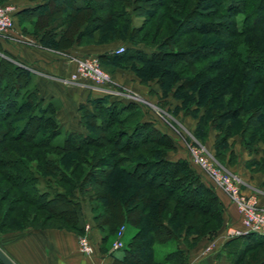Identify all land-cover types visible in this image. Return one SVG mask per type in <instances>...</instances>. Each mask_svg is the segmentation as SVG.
Returning <instances> with one entry per match:
<instances>
[{"label":"trees","instance_id":"16d2710c","mask_svg":"<svg viewBox=\"0 0 264 264\" xmlns=\"http://www.w3.org/2000/svg\"><path fill=\"white\" fill-rule=\"evenodd\" d=\"M32 15V33L51 48L120 41L122 51L97 55L101 65L109 72L128 67L144 84L155 81L160 96L179 101L172 114L195 119L200 142L214 129L213 155L222 164L234 161L231 137L247 149L264 143V0H42L22 9V16ZM55 21L60 31L50 26ZM89 100L91 108L78 106L84 130H64L57 101H44L32 72L0 48V185L44 209L41 226L80 233L85 215L103 240L121 223L134 226L114 264H188L178 246L157 259L156 245L212 237L223 203L187 158L169 157L175 141L143 117L140 102L109 93ZM255 163L264 168V149ZM46 173L40 188L36 177ZM85 200L89 215L80 207ZM3 201L0 233L13 220ZM241 236L234 264L263 262L264 234Z\"/></svg>","mask_w":264,"mask_h":264},{"label":"crops","instance_id":"0c3cea01","mask_svg":"<svg viewBox=\"0 0 264 264\" xmlns=\"http://www.w3.org/2000/svg\"><path fill=\"white\" fill-rule=\"evenodd\" d=\"M3 1L13 4L15 13L12 26L6 32L0 34V48L8 56L32 72V83L36 87L38 95L44 101L49 98H54L57 101L55 116L64 130L83 131L84 127L79 123L78 106L81 104L86 108H91L89 98L107 94L105 92L109 88L108 86H116L121 90H127V92H124L116 89V92L115 90L110 92L111 94L115 93L111 97L128 101L133 100L131 98L137 96L138 99L143 100L145 103H150L148 100L151 94L148 92L152 88L151 82L149 84L141 83L139 77L128 67H115L110 72L111 81L108 86L106 84H95L91 80L69 78L70 73L75 69L77 58L89 54L100 55L102 53L115 52V49L120 45V41L86 44L72 43L61 49L51 48L39 41L38 34L32 33V21L35 16H22V9L40 3L42 0ZM56 23L57 21L52 22L50 26H53L55 31H60L61 26L56 25ZM157 88V91H160L159 87ZM110 89L114 88L111 87ZM156 92L155 90L152 92L154 96H156ZM144 97H148V100ZM157 100L160 99L158 98ZM178 102V100L172 101L171 106L169 105V109L165 113L179 119L180 125L190 133L194 127L195 119L190 115H184L182 111H179L176 115L171 112ZM153 105L158 107L156 104ZM158 108L161 109L160 107ZM165 120V128H159L167 132L176 144V148L169 151V157L174 159L179 157L187 158L200 174L201 179L213 187L223 203V224L220 232L224 233L227 226L240 225L241 213L236 204L197 163L190 159L185 144L186 139L183 136H177L174 133L173 124L169 120ZM214 135L215 130L209 129L208 136L205 142L202 143L212 154L214 152ZM230 140L233 141L232 148L236 158L233 162L224 163V167L239 177L241 188L245 193H254L258 202L264 204V168H256L255 163L263 155L262 146L258 145L255 149L248 150L240 144L237 136H233ZM135 230V227L129 228L128 225L125 226L124 234L127 231L129 232L125 234L124 244L130 239ZM78 234L77 232L57 227L22 231V264H114L115 259H120L123 255L121 248H111L114 233L103 240V233L100 228L92 225L89 235L94 250L91 254H85L78 250ZM228 241L223 240V243L220 246L216 245L215 250L210 253H204L205 240L203 239L189 245L182 238H179L177 242L169 241L171 242L169 245L173 246V248L178 246L184 249L188 257V264H232L237 248L240 249L244 244L245 237L239 236ZM12 259L16 262L14 258Z\"/></svg>","mask_w":264,"mask_h":264},{"label":"built area","instance_id":"2783aa9c","mask_svg":"<svg viewBox=\"0 0 264 264\" xmlns=\"http://www.w3.org/2000/svg\"><path fill=\"white\" fill-rule=\"evenodd\" d=\"M14 5L9 2L0 3V34L6 32L13 21ZM124 49V45H119L115 52ZM74 80H91L95 84H109L111 76L100 63L97 56L85 55L76 59L75 70L69 75ZM112 91V89H106ZM191 159L197 163L212 179V181L221 187L236 204L241 213V224L237 226H228L226 237L245 235L249 232L264 234V204H260L254 193H245L241 188L239 177L227 170L214 157V155L201 144L188 145ZM124 225L116 231L112 241L111 248L118 249L124 245ZM91 223L84 215L82 223V232L77 236L78 250L85 254H91L94 250L89 230ZM217 240L209 243L208 249L214 247ZM212 249V248H211Z\"/></svg>","mask_w":264,"mask_h":264},{"label":"rangeland","instance_id":"374dc122","mask_svg":"<svg viewBox=\"0 0 264 264\" xmlns=\"http://www.w3.org/2000/svg\"><path fill=\"white\" fill-rule=\"evenodd\" d=\"M145 48V47H144ZM145 49H149L148 47H146ZM89 55H94V54H89ZM94 56H97V55H94ZM197 65V63H196ZM75 70V69H74ZM110 73V72H109ZM71 74V73H70ZM111 76V75H110ZM150 83V82H149ZM148 83V84H149ZM152 85V88L149 89V91L151 92H148L149 94H151L149 97V100H148V97H144L145 99H147L150 103H145L143 100L141 99H138L137 96H135V98H131L135 101H138L140 102V105H141V108L142 110L144 111V115L143 117L146 118V119H151L153 120L156 125L158 127H162V128H165V124H166V120H169L171 122V124H173V130H174V133L177 134V136H183V138L186 139V148H187V152H188V156L190 157V153H189V148H188V145L191 143H195L196 144H202V142L199 141L198 138H196L194 136V134L192 133V130L190 133H188L186 131V129H184L180 123H179V119H177L176 117H173V116H170L168 115L167 113H165L166 110L169 109V105L172 103V101H176L174 99H172L170 96L168 97H163V96H160L161 94V87L155 82V81H151L150 83ZM107 86L109 84H106ZM150 86V85H149ZM109 88H114L112 89V91L115 90L116 92V89L120 90V91H124V92H127V90H121L119 89L118 87L116 86H108ZM160 89V91H157L158 88ZM107 88V89H109ZM157 88V89H156ZM155 92L157 93L156 96L153 95L152 92ZM112 91H106L105 93H110ZM147 93V94H148ZM111 94V93H110ZM111 95H115V93L111 94ZM140 95V94H139ZM160 99V100H157V99ZM162 100V105H160V101ZM166 102V103H165ZM153 104H156L158 107H160L161 109H159L158 107H156L155 105ZM171 106V105H170ZM167 112V111H166ZM162 113V114H161ZM237 136V135H235ZM238 137V136H237ZM232 138V137H231ZM239 138V137H238ZM229 141V145H231L232 147V144H233V141L232 140H228ZM240 141V140H239ZM241 144V143H240ZM258 145H260V147L262 146V150L264 149V143L263 142H256L253 146L252 149H255ZM255 147V148H254ZM247 149V148H246ZM252 149H248V150H252ZM263 152V151H262ZM233 154V158L235 160L236 158V154L235 152L232 153ZM215 157V156H214ZM262 157V156H261ZM227 158V156H226ZM225 158V160H226ZM216 159V157H215ZM217 160V159H216ZM193 161V160H192ZM221 165H223L219 160H217ZM33 162V161H32ZM194 162V161H193ZM231 162V161H230ZM233 162V161H232ZM34 163V162H33ZM261 164H258L256 165V168L258 166H261ZM224 166V165H223ZM87 166L85 164H82L80 166V170L84 171ZM226 168V167H225ZM50 174H44V175H37L36 177V185L40 188H45V184H44V180L45 178L49 179L50 178ZM53 178V177H51ZM211 178V177H210ZM60 189V188H59ZM62 189V188H61ZM60 189V190H61ZM0 197H2V200H4L2 203L3 205H8V207H12L13 210L10 212V210L8 209V212L11 213L13 215V220H8L7 222L5 221V224H1V229H2V232L0 233V247L6 252V254H8L11 258H14L17 262V264H22V231H25L26 229H40V228H46V227H56L55 225H51L50 223H48L46 226H41L42 225V218L41 217V214L42 213H45V210L44 209H40V210H35L32 206H26L25 202L21 201V200H16L18 198V195L17 193L15 192V190H13L12 186H10L7 182H3L2 185H0ZM19 199V198H18ZM90 201L87 202L86 200L85 201H82L80 203V207L83 209V211H87V212H90ZM23 207H26L28 212L26 213V216L24 217L23 214H22V210H23ZM50 211V210H49ZM37 214V216H36ZM52 219H50L51 221ZM54 222H57L56 220H54ZM124 225V226H127L126 223H121L117 226V229L120 227V225ZM223 224V221L220 225V228L218 229V231L212 236V237H208V236H204L202 237L201 239L205 240V245L203 247V251L204 253H210L211 251H214L215 250V247L216 245H221L223 242V240H226L227 242H229L228 240L230 239H233V238H236V237H239V236H230V237H226L225 233H222L220 232V229H221V226ZM129 228H132L134 226L132 225H128ZM132 226V227H131ZM228 227V226H227ZM226 227V229H227ZM59 228V227H57ZM116 229V231H117ZM125 229V227H124ZM225 229V231H226ZM116 231L114 232V237L116 235ZM129 231H127L126 233H128ZM220 232V233H219ZM125 233V234H126ZM80 234V233H79ZM125 234L123 236V239L125 241ZM241 236V235H240ZM217 240L214 247H210V249H208V246H209V243L212 241V240ZM226 242V243H227ZM169 243L171 242H168V244H165V245H157L156 246V258L157 259H160L161 257V254H163L164 252L168 251V250H171L173 249V246L169 245ZM220 243V244H218ZM212 248V249H211ZM256 249V248H255ZM240 249L237 248V253L234 255V258L236 257V255L239 253ZM253 252V251H251ZM249 252V254L251 253ZM257 254V253H255ZM253 262V261H252ZM232 264H234V260L232 262ZM256 264V263H255ZM258 264V263H257ZM259 264H264V261L259 263Z\"/></svg>","mask_w":264,"mask_h":264},{"label":"water","instance_id":"95a60500","mask_svg":"<svg viewBox=\"0 0 264 264\" xmlns=\"http://www.w3.org/2000/svg\"><path fill=\"white\" fill-rule=\"evenodd\" d=\"M0 262L2 264H17L6 252L0 247Z\"/></svg>","mask_w":264,"mask_h":264}]
</instances>
